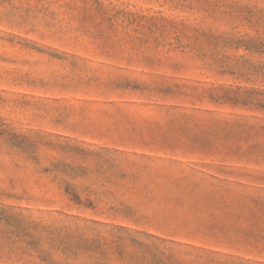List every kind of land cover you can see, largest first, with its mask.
I'll return each instance as SVG.
<instances>
[{
    "label": "rangeland",
    "instance_id": "374dc122",
    "mask_svg": "<svg viewBox=\"0 0 264 264\" xmlns=\"http://www.w3.org/2000/svg\"><path fill=\"white\" fill-rule=\"evenodd\" d=\"M0 264H264V0H0Z\"/></svg>",
    "mask_w": 264,
    "mask_h": 264
}]
</instances>
